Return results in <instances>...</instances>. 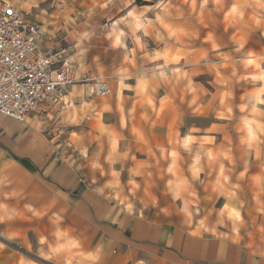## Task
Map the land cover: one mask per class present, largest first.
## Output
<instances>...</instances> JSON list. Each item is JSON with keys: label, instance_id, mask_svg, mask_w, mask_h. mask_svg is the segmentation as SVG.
<instances>
[{"label": "crops", "instance_id": "0c3cea01", "mask_svg": "<svg viewBox=\"0 0 264 264\" xmlns=\"http://www.w3.org/2000/svg\"><path fill=\"white\" fill-rule=\"evenodd\" d=\"M238 34L246 44L255 38L260 46L242 58V77L228 81V99L237 111L249 110L244 118L260 124L255 132L260 135L264 127L257 111L264 109V92L255 103L252 93L264 87L256 77L264 71V33L241 31L234 33L236 39ZM249 56L258 67L246 61ZM157 60L166 66L177 62L164 63L161 56L153 62ZM129 69L132 73L130 65ZM126 81L122 84L130 86L131 94L121 86L117 98V86L113 100H94L101 112L92 120L86 116L79 123L46 130L39 127L45 121L37 113L23 121L0 114V215L5 230L17 233L11 237L21 239L20 247L34 243L37 250L58 249L60 264H264V242L228 233L205 213L207 196L198 186L206 168L204 153L199 150L192 156L197 145L189 148L185 136L182 144L178 142L183 162L162 156L171 130L165 125L150 127L155 114L140 83ZM179 131L181 138L198 134L197 129ZM243 132L248 142L255 137ZM223 145L220 141L208 149ZM259 145L255 157L251 146L233 142L231 182L253 184L256 176L264 182V143ZM241 171L244 175L237 176ZM187 187L195 189V201L179 192ZM243 188L249 192L253 186ZM11 213L17 215L8 218ZM7 245L0 249V264L31 261L26 255L7 254Z\"/></svg>", "mask_w": 264, "mask_h": 264}, {"label": "rangeland", "instance_id": "374dc122", "mask_svg": "<svg viewBox=\"0 0 264 264\" xmlns=\"http://www.w3.org/2000/svg\"><path fill=\"white\" fill-rule=\"evenodd\" d=\"M7 1L27 11L30 18L41 25L42 42L48 48L58 45L68 48L67 58L74 65L77 76L101 78L110 85V93L92 97L84 95V82L70 86L65 97L69 103L62 110L40 105L30 112L41 115L45 121L40 128L47 127L48 130L66 126L64 124L69 122L79 123L86 116L92 120L101 112L94 100H113L117 86V98L121 86L126 94H131L130 86L119 82L123 83L125 79L128 83L137 81L146 104L155 114L150 127L165 125L171 130L167 136L168 150L164 149L162 156L169 154L176 162H183L185 159L178 146L185 136L189 148L193 143L197 145L192 156L199 150L204 153L206 168L198 186H202L207 196L203 201L205 213L214 216V224H219L228 233L256 243L264 242V182L256 176L252 178L253 184H235L230 177L236 159L231 146L233 142L246 143L258 157L259 144L264 143V128L260 135H255L260 124L250 117L244 118L249 110L240 112L234 108L235 104L228 99L231 93L227 88L230 79L242 77L245 70L241 68L245 64L242 58L254 54L252 47L260 46L257 39L251 38L246 44L240 34L236 39L234 33H264V0ZM133 20L138 23L137 30L142 26L139 45L134 41V34L129 32ZM118 31L123 40L114 42ZM235 42L234 49L232 44ZM160 56L164 63L177 62L172 66L158 60L153 62ZM246 61L258 67V62L251 56ZM129 65L133 68L132 73H127ZM256 77L264 81V71ZM259 88L264 92L263 85L254 91ZM165 90L169 91L168 95L163 92ZM257 112L264 127V109ZM248 126L250 131H247ZM182 128L197 129L198 134L181 138L179 129ZM243 129L248 138L255 137L246 141ZM70 136L72 141L77 138L74 134ZM220 141L225 144L222 148L208 149ZM151 154L154 155L152 151ZM192 168L197 170V167ZM243 175L244 171L237 174ZM243 185L253 186L249 191L250 198ZM182 191L184 197L188 195L195 201L194 188L187 187L179 192ZM240 195L243 197L239 198ZM0 207L3 209L2 204ZM13 215L17 214L6 216ZM3 217L0 215V249L3 245H14V248L7 245L6 253L26 255L31 260L28 264H60L56 259V248L37 250L34 243L31 247H20L21 239L11 237L17 234L14 231L5 230Z\"/></svg>", "mask_w": 264, "mask_h": 264}, {"label": "built area", "instance_id": "2783aa9c", "mask_svg": "<svg viewBox=\"0 0 264 264\" xmlns=\"http://www.w3.org/2000/svg\"><path fill=\"white\" fill-rule=\"evenodd\" d=\"M41 25L18 6L0 0V114L23 121L38 106L62 110L68 88L83 83L86 97L110 93L101 78L77 76L68 48L42 45Z\"/></svg>", "mask_w": 264, "mask_h": 264}, {"label": "bare ground", "instance_id": "6f19581e", "mask_svg": "<svg viewBox=\"0 0 264 264\" xmlns=\"http://www.w3.org/2000/svg\"><path fill=\"white\" fill-rule=\"evenodd\" d=\"M138 29V23L135 21V20H133V21H131V23H130V25H129V30H130V32L131 33H133L134 34V41H135V43L137 44V45H139L140 44V38H139V36L136 34V32L138 31L137 30ZM117 31V30H116ZM121 31H118L117 33H116V35H115V38H114V42H117V41H120V39H121ZM168 58H165V60H167ZM262 76V75H261ZM260 76V77H261ZM122 81V80H121ZM119 84L120 85H122V82H119ZM263 92V89L262 88H259V89H257L256 91H254L253 93H252V98H253V101H258L259 99H260V94ZM251 129H250V127L248 126L247 127V131H250Z\"/></svg>", "mask_w": 264, "mask_h": 264}]
</instances>
